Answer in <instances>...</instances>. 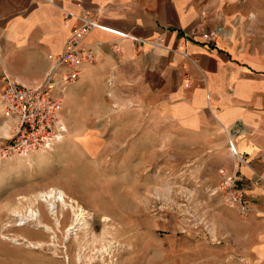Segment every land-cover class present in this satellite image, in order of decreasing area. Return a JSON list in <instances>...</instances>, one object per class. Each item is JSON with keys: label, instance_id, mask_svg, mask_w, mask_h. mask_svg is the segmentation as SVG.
Here are the masks:
<instances>
[{"label": "crops", "instance_id": "1", "mask_svg": "<svg viewBox=\"0 0 264 264\" xmlns=\"http://www.w3.org/2000/svg\"><path fill=\"white\" fill-rule=\"evenodd\" d=\"M62 9L99 25L81 42L94 59L68 84L62 68L51 92L63 139L68 131L167 130L170 146L183 139V147L216 152L218 170L240 176L248 212L219 211L215 258L264 264V0H0V76L42 82L76 22ZM229 143L246 163L232 158Z\"/></svg>", "mask_w": 264, "mask_h": 264}, {"label": "rangeland", "instance_id": "2", "mask_svg": "<svg viewBox=\"0 0 264 264\" xmlns=\"http://www.w3.org/2000/svg\"><path fill=\"white\" fill-rule=\"evenodd\" d=\"M9 126L0 104V138ZM65 135L38 151L42 161L12 156L0 162V264H86L89 257L90 264H219L213 232L221 224L219 211L230 218L238 208L213 193L216 152L183 147V139L170 146L167 130ZM49 190H63L67 203L86 212L78 241L66 235L69 209L58 204L56 225L46 205L34 203ZM29 209H39L51 229L20 221L17 215ZM227 257L222 264L243 262Z\"/></svg>", "mask_w": 264, "mask_h": 264}, {"label": "built area", "instance_id": "3", "mask_svg": "<svg viewBox=\"0 0 264 264\" xmlns=\"http://www.w3.org/2000/svg\"><path fill=\"white\" fill-rule=\"evenodd\" d=\"M65 18H75L61 54L51 59V66L45 73L41 83L36 86H25L12 81L3 73L0 76V104L7 121L10 122L8 135L0 138V162L12 156H28L36 151L50 150L63 139L66 131L58 120L57 111L59 100L51 95L55 80L62 68L68 71L61 79L65 84L73 81L79 73V67L84 62H91L93 55L82 46L84 36L93 28H98L97 21L88 13L73 15L63 10ZM202 40L211 43L214 33H205ZM134 43L147 44L151 47L160 46L162 39L148 41L141 38L129 37ZM229 151L236 162L246 163L229 143ZM218 182L213 193H219L223 201L237 207L241 215L248 212L246 195L242 187L236 184L241 181L236 171L228 173L218 170ZM257 181L263 182L260 176Z\"/></svg>", "mask_w": 264, "mask_h": 264}, {"label": "bare ground", "instance_id": "4", "mask_svg": "<svg viewBox=\"0 0 264 264\" xmlns=\"http://www.w3.org/2000/svg\"><path fill=\"white\" fill-rule=\"evenodd\" d=\"M66 194L63 190H49L45 193H41L37 196V198L34 199V203H38L39 201L43 202L46 205L47 211L52 219L55 220L56 225L59 224V220L57 217V206L58 204L63 209H69L73 215V219L68 224V228L66 229V235L68 236L70 233L73 234L74 240H79L78 231L86 230L87 221L85 220L86 212L83 211V209L75 202L69 201V203L66 202ZM20 221L24 222H35L38 225L44 226L45 229H49L50 227L46 224H43L41 220V212L39 209H29L27 214L25 216L17 215ZM103 221H108V218L106 216H103ZM51 229V228H50ZM109 230L107 226H104L102 229L101 234L106 235L108 234ZM109 248V245H108ZM103 251H107L106 248H103ZM66 260L69 261L68 256H65ZM77 261L82 260V256L78 255ZM86 261H84L86 264L91 263V258H85Z\"/></svg>", "mask_w": 264, "mask_h": 264}]
</instances>
